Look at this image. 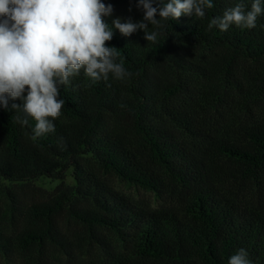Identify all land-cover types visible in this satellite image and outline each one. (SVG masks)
I'll return each instance as SVG.
<instances>
[{
  "label": "trees",
  "instance_id": "trees-1",
  "mask_svg": "<svg viewBox=\"0 0 264 264\" xmlns=\"http://www.w3.org/2000/svg\"><path fill=\"white\" fill-rule=\"evenodd\" d=\"M103 2L143 19L137 0ZM213 2L203 19L150 25L155 43L113 29L108 45L132 75L72 77L54 133L33 139L34 121H15L21 100L0 107L1 258L228 264L244 248L264 264V14L252 29L208 30L238 0ZM116 181L162 204H139ZM40 182L59 184L36 201Z\"/></svg>",
  "mask_w": 264,
  "mask_h": 264
},
{
  "label": "clouds",
  "instance_id": "clouds-1",
  "mask_svg": "<svg viewBox=\"0 0 264 264\" xmlns=\"http://www.w3.org/2000/svg\"><path fill=\"white\" fill-rule=\"evenodd\" d=\"M143 19L109 23L113 6L103 0H0V107L21 115L15 121L21 126L34 121L32 138L56 131L54 121L62 115L65 101L61 86L83 71L91 81H107L111 75L123 80L132 75L120 59V52L108 42L113 29L128 37L138 30L148 42L157 41L162 21L178 20L181 16L203 19L214 8L213 0H137ZM264 14V0H246L227 8L222 16L210 19L207 28L227 31L231 26L241 29L256 27ZM157 16L159 19H157ZM75 90V89H73ZM58 143L63 146V138ZM228 264H253L246 249L240 248Z\"/></svg>",
  "mask_w": 264,
  "mask_h": 264
},
{
  "label": "rangeland",
  "instance_id": "rangeland-1",
  "mask_svg": "<svg viewBox=\"0 0 264 264\" xmlns=\"http://www.w3.org/2000/svg\"><path fill=\"white\" fill-rule=\"evenodd\" d=\"M130 15H132L128 9L126 8H114L113 7V13L111 17H116L120 18L121 20L124 19H129ZM68 182L72 184V179L69 177ZM59 183H48V182H40L38 183V186L43 189L42 192H39L36 195V201L43 200V198L48 197L55 187ZM116 188L123 192L125 195L130 197L133 201L142 204V205H151L155 208L159 207L162 203L161 201L157 200L151 193H145L143 191H137L133 188L127 187L119 182H115ZM62 223L65 225V227L69 226L71 228L70 233H74L75 231H78L79 229L73 225V223L67 221V220H62ZM52 254L55 255V250H52ZM0 264H13L11 261H7L3 258L0 257Z\"/></svg>",
  "mask_w": 264,
  "mask_h": 264
}]
</instances>
